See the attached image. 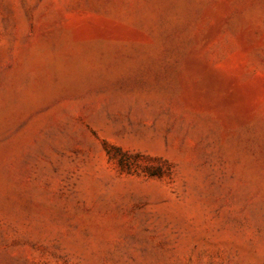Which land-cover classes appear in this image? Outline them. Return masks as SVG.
<instances>
[{
	"label": "rangeland",
	"instance_id": "1",
	"mask_svg": "<svg viewBox=\"0 0 264 264\" xmlns=\"http://www.w3.org/2000/svg\"><path fill=\"white\" fill-rule=\"evenodd\" d=\"M0 264H264V0H0Z\"/></svg>",
	"mask_w": 264,
	"mask_h": 264
}]
</instances>
